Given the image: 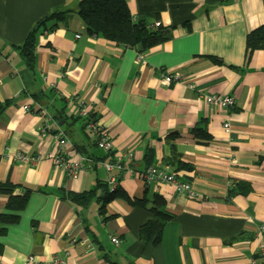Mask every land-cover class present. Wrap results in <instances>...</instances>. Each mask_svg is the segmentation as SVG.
Segmentation results:
<instances>
[{
	"label": "crops",
	"instance_id": "obj_1",
	"mask_svg": "<svg viewBox=\"0 0 264 264\" xmlns=\"http://www.w3.org/2000/svg\"><path fill=\"white\" fill-rule=\"evenodd\" d=\"M125 1L132 15L160 21L170 38L140 52L89 34L76 13L80 0H0V182L36 189L19 222L0 236V264H24L28 255L45 264H110L106 256L119 264H247L264 245V47H246L247 35L264 25V0ZM61 9L70 10L69 20L37 35L28 69L18 47L38 21ZM166 73L181 79L167 85ZM206 94H230L235 105L212 107ZM75 97L97 113L111 154L133 153L131 171L118 179L122 196L103 212L99 184L107 172L99 161L109 154L80 121L56 117L62 109L75 113ZM198 125L210 133L208 142L192 133ZM59 130L69 138L67 158L88 159L77 178L50 158ZM149 149L152 165L173 155L187 164L170 167L199 196L146 184L138 175ZM17 153L41 159L31 165ZM240 181L250 191L230 196ZM92 190L85 204L69 198ZM154 194L172 215L158 244L139 234L154 219ZM6 201L0 194V213Z\"/></svg>",
	"mask_w": 264,
	"mask_h": 264
},
{
	"label": "trees",
	"instance_id": "obj_2",
	"mask_svg": "<svg viewBox=\"0 0 264 264\" xmlns=\"http://www.w3.org/2000/svg\"><path fill=\"white\" fill-rule=\"evenodd\" d=\"M76 13L84 22L85 28L89 34H100L109 40L125 46H140L141 48L138 49L140 52L170 38V34L166 33L167 27L160 26L154 28L153 22H150L146 16L132 15L125 0H80ZM70 15V10H56L38 21L30 30L22 45L18 47L28 69H34L37 35L44 31H54L61 24L67 23ZM246 47L249 52L264 47V25L255 28L247 35ZM213 59L217 63L221 62V60L217 58ZM62 110L64 111V109ZM62 110H58L56 117L60 119L69 117L73 121H80L85 129L86 120L90 118L99 120L97 113L93 111H90L89 117L84 118L76 113L65 114ZM192 133L201 142H208L211 139V135L205 126H196L192 130ZM113 154L109 153L107 158L112 157ZM152 154V149H149L146 155V167L152 165ZM165 164L175 166L176 170L190 169L187 164L182 163L177 155H173L172 158L166 160ZM99 186L103 188V195L100 197V200H103V212L107 202L117 196H122V194L119 188L113 191L110 190L107 181L105 183L102 182ZM250 189L247 182L240 181L234 186V189L231 190L230 196L235 194H246ZM35 190V188L27 184L12 182L10 179L0 182V194L7 197L5 205L7 212L0 213V236L7 234L9 225L19 222L20 216L18 213L25 210L30 195ZM93 193V190L82 194L70 193L69 198L79 204H85L91 199ZM125 198L137 204H143L146 200V198H143L132 201L127 195H125ZM165 205V199L159 194H154L153 206L150 208V211L154 214V219L143 224L139 230L140 237L146 243L152 242L158 244L161 241L164 226L172 218V215L165 210ZM106 258L110 261V264H119L117 262H112L107 256Z\"/></svg>",
	"mask_w": 264,
	"mask_h": 264
},
{
	"label": "built area",
	"instance_id": "obj_3",
	"mask_svg": "<svg viewBox=\"0 0 264 264\" xmlns=\"http://www.w3.org/2000/svg\"><path fill=\"white\" fill-rule=\"evenodd\" d=\"M161 22L156 21L153 24L154 28L160 27ZM80 37V35H77ZM141 57V56H140ZM181 79V75L178 73L173 74H163L162 81L163 83L169 85L172 82L179 81ZM206 102L212 107H221V108H232L235 105V98L230 94H206L205 96ZM74 106V112L81 117L87 118L90 115V106L83 101L82 99L75 97L72 99ZM26 109H29L28 106H25ZM47 118L43 122L42 132L46 130ZM224 128L230 127V122L227 120L223 123ZM86 129L94 136L96 145L98 149L107 152L108 154L112 151V142L111 137L108 131L103 128L98 120H94L90 118L86 120ZM55 146L54 150L50 154V158L53 164L62 169L66 175L70 178H77L80 172L85 168L84 160L86 159L84 156H79L76 160H70L67 158L66 150L69 143V138L67 134L63 130H59L54 134ZM133 158L132 152L127 153H119L113 154L107 160H101L99 163L105 168L107 172V183L110 187V190H115L117 188L118 179L121 176L122 171H131L129 168V163ZM15 159L19 161L26 162L28 164L34 165L40 159L41 155L35 156H25L22 153H17ZM88 160V159H86ZM118 171L115 174L114 171ZM146 184H171L175 188V190L179 193L187 194L192 198H197L198 193L191 187V184L187 181L181 180L177 177L175 171H173L168 164L162 165H151L145 168L138 175ZM264 231V223L259 227L258 234L261 235ZM112 242L115 244H119L120 240L118 237H112ZM63 260H54L53 263H63ZM24 264H45L42 263L38 258L34 255H28L25 259ZM247 264H264V245L261 246L258 256L252 258L248 261Z\"/></svg>",
	"mask_w": 264,
	"mask_h": 264
},
{
	"label": "water",
	"instance_id": "obj_4",
	"mask_svg": "<svg viewBox=\"0 0 264 264\" xmlns=\"http://www.w3.org/2000/svg\"><path fill=\"white\" fill-rule=\"evenodd\" d=\"M168 31V30H167Z\"/></svg>",
	"mask_w": 264,
	"mask_h": 264
}]
</instances>
